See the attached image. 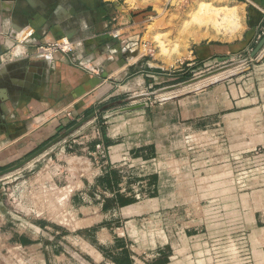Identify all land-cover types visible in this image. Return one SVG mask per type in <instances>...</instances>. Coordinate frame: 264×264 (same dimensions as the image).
<instances>
[{
    "label": "crops",
    "instance_id": "0c3cea01",
    "mask_svg": "<svg viewBox=\"0 0 264 264\" xmlns=\"http://www.w3.org/2000/svg\"><path fill=\"white\" fill-rule=\"evenodd\" d=\"M237 2L239 33L186 57L237 72L157 102L176 77L144 52L143 8L0 0V170L97 112L1 179L0 264H210L215 236L264 264V0Z\"/></svg>",
    "mask_w": 264,
    "mask_h": 264
},
{
    "label": "rangeland",
    "instance_id": "374dc122",
    "mask_svg": "<svg viewBox=\"0 0 264 264\" xmlns=\"http://www.w3.org/2000/svg\"><path fill=\"white\" fill-rule=\"evenodd\" d=\"M118 1L130 8H143V10L149 12L148 15L150 16L147 19L148 26L143 38V44H145L144 52L149 54L150 58H154V62L161 67L162 72L175 74L174 77L176 79L171 80L170 85L180 84L222 66L238 62L237 58H230L221 62L213 61L205 66L202 64H195L193 67L186 66V62H188L186 57L192 46L207 41L232 39L239 33L238 31L241 29L242 23V9H239L237 0ZM200 2H204L205 4H203L204 6L202 5L201 9L197 10ZM236 68L237 66L232 67L215 79L218 80L237 72ZM215 79H203L189 86H179L172 89V91H157L151 95V98L157 102H162L174 97H181L203 88V86ZM116 108L120 107L117 105ZM11 165L8 164L6 167ZM14 183L9 184V186H12ZM195 187L197 188V185H194V189ZM5 192L9 194L8 190ZM198 194V192H194V198ZM193 202L198 203L195 199ZM214 229L216 230L217 228ZM214 238L210 242L208 249L210 264H237L239 249L236 244H231V242L224 239L218 240L219 237L217 236Z\"/></svg>",
    "mask_w": 264,
    "mask_h": 264
},
{
    "label": "water",
    "instance_id": "95a60500",
    "mask_svg": "<svg viewBox=\"0 0 264 264\" xmlns=\"http://www.w3.org/2000/svg\"><path fill=\"white\" fill-rule=\"evenodd\" d=\"M263 46H264V35L262 36V38L259 40V42L255 46V48L251 52V57H254L255 54L258 53ZM240 64H241L240 62L230 63V64L225 65V66H222V67H220V68H218L216 70H213V71H210V72H208L206 74H203V75H201L199 77L191 78V79L186 80V81H184V82H182L180 84H174V85H170V86H167V87H163L161 89H158L157 91H170V90L172 91V89L178 88L179 86H189V85L195 84L196 82L201 81L203 79H208L209 77H211V76H213L215 74H220V73H223L225 71H228L232 67L238 66ZM234 74L235 73H231V74H229L227 76H224V77H229V76H232ZM224 77H222V78H224ZM222 78H220V79H222ZM216 81H217V79H215L214 81H211V82H216ZM211 82H209V83H211ZM144 105L145 104H143V106ZM96 113L97 112H93V113L89 114L88 116H86L84 119L76 122L75 124H73L72 126H70L69 128H67L62 134H59V135L55 136L54 138H52L51 140H49L43 146L39 147L37 150H35L34 152H32L31 154H29L28 156H26L24 159H22L18 163L13 164V165H11L9 167H6V168L1 169L0 170V187L2 186V182H1V179L2 178L6 177V176H9L10 174L15 173L16 171L20 170L26 164H28L29 162H31L32 160H34L35 158H37L38 156H40L41 154H43L44 152H46L53 145H55L56 143H58L59 141H61L65 137L73 134L80 127H82L89 120H91L96 115Z\"/></svg>",
    "mask_w": 264,
    "mask_h": 264
},
{
    "label": "built area",
    "instance_id": "2783aa9c",
    "mask_svg": "<svg viewBox=\"0 0 264 264\" xmlns=\"http://www.w3.org/2000/svg\"><path fill=\"white\" fill-rule=\"evenodd\" d=\"M73 49H74L73 44L70 41V39L68 37L64 36V37L48 44L47 46H40L37 50V54L42 55V56H49L54 51H60L62 53H70ZM203 66H205V65L203 64ZM239 252L241 253V257L245 255V253L242 252V250H240V251L238 250V253Z\"/></svg>",
    "mask_w": 264,
    "mask_h": 264
},
{
    "label": "bare ground",
    "instance_id": "6f19581e",
    "mask_svg": "<svg viewBox=\"0 0 264 264\" xmlns=\"http://www.w3.org/2000/svg\"><path fill=\"white\" fill-rule=\"evenodd\" d=\"M203 4H205L204 2H200L198 5L200 6H198V9L197 10H199V9H201V7H202V5ZM204 6V5H203ZM206 7V6H205ZM232 9V8H231ZM220 11H222L221 9H220ZM219 12V11H218ZM199 13V12H198ZM236 13V12H235ZM224 14V13H223ZM214 15H215V13H214ZM218 15V14H217ZM216 15V16H217ZM225 15V14H224ZM225 17V16H224ZM231 17V16H230ZM221 19H223V18H221ZM224 20V19H223ZM229 20V19H228ZM204 24V23H203ZM218 24V23H217ZM220 74H222V73H220ZM220 74H215V75H213V76H211V77H209V78H213V79H215L216 77H218ZM218 75V76H217ZM52 149V148H51ZM46 154V153H45ZM39 159V158H38ZM36 160V159H35Z\"/></svg>",
    "mask_w": 264,
    "mask_h": 264
}]
</instances>
